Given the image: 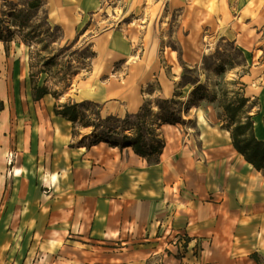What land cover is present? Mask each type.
Wrapping results in <instances>:
<instances>
[{
	"label": "crops",
	"instance_id": "obj_1",
	"mask_svg": "<svg viewBox=\"0 0 264 264\" xmlns=\"http://www.w3.org/2000/svg\"><path fill=\"white\" fill-rule=\"evenodd\" d=\"M152 67L145 59L124 83L117 77L122 69L114 79L89 75L77 99L110 109L109 100L130 88L134 97L109 113L137 112L142 82L162 83ZM172 94L163 86L164 97ZM0 97V264H259L253 256L264 258V173L209 112L190 109L198 129L197 138L187 135L190 149L175 150L169 140L156 162L105 141L71 146L72 123L53 112L56 98H33L28 51L7 50L1 41ZM178 232L186 239L181 250L180 241L174 244Z\"/></svg>",
	"mask_w": 264,
	"mask_h": 264
},
{
	"label": "rangeland",
	"instance_id": "obj_2",
	"mask_svg": "<svg viewBox=\"0 0 264 264\" xmlns=\"http://www.w3.org/2000/svg\"><path fill=\"white\" fill-rule=\"evenodd\" d=\"M0 41L7 50L28 51L40 84L47 79L56 90L71 86L55 103L79 102L77 91L89 75L114 79L122 69L117 77L124 83L145 59L151 67L155 62L163 84L155 77L132 88L139 86L136 95L164 141L161 152L169 140L175 150L190 149L187 135L198 133L190 109L198 106L224 127V105L243 94L250 98L244 110L264 139V0H0ZM163 86L173 88L170 97L162 95ZM126 94L109 100L110 109L94 102L103 117L115 115L109 113L115 105L134 97L130 88ZM161 99L173 102L161 110ZM169 112L177 122L161 119ZM253 257L264 264L261 255Z\"/></svg>",
	"mask_w": 264,
	"mask_h": 264
},
{
	"label": "trees",
	"instance_id": "obj_3",
	"mask_svg": "<svg viewBox=\"0 0 264 264\" xmlns=\"http://www.w3.org/2000/svg\"><path fill=\"white\" fill-rule=\"evenodd\" d=\"M95 54L93 53L92 57ZM33 67L34 65L31 63L30 76L34 100H40L48 93L59 100L70 85L56 90L48 85L47 79L44 80L43 84H40L35 79L36 74ZM249 101L250 98L243 94L226 102L224 109L227 123L223 126L230 131L234 148L257 170L264 173V139L256 135L253 116L248 113V110H244ZM172 102L171 99H161L157 104L161 110H164L165 104ZM3 108L4 102L0 97V110ZM101 110L98 103L88 99L79 102H56L54 104V113L72 123L73 141L70 144L71 146H85L89 149L93 145L105 141L120 148L131 146L136 154L146 158L147 161H158L164 141L159 138L157 129L154 126L155 122H150L147 118L148 108L146 104H143L137 112L127 113L124 118L113 114L103 117ZM173 115L175 114L169 112L161 119L167 122H177L175 118H172ZM81 128H90V131L82 134ZM77 136H80V139L75 141ZM155 155L158 158L152 159ZM254 256L257 257V254Z\"/></svg>",
	"mask_w": 264,
	"mask_h": 264
},
{
	"label": "built area",
	"instance_id": "obj_4",
	"mask_svg": "<svg viewBox=\"0 0 264 264\" xmlns=\"http://www.w3.org/2000/svg\"><path fill=\"white\" fill-rule=\"evenodd\" d=\"M169 233L171 234L172 232H169ZM180 234L181 233H179V232L174 234V241H175L174 244H177L180 241L179 250H181V248L184 249V243L186 242L185 236L184 235H180Z\"/></svg>",
	"mask_w": 264,
	"mask_h": 264
}]
</instances>
